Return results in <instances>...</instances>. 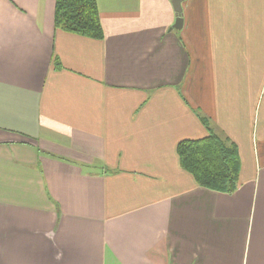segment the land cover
Here are the masks:
<instances>
[{
	"label": "crops",
	"instance_id": "obj_1",
	"mask_svg": "<svg viewBox=\"0 0 264 264\" xmlns=\"http://www.w3.org/2000/svg\"><path fill=\"white\" fill-rule=\"evenodd\" d=\"M96 1L100 40L0 0V264H264V0ZM198 114L230 193L180 166Z\"/></svg>",
	"mask_w": 264,
	"mask_h": 264
},
{
	"label": "trees",
	"instance_id": "obj_2",
	"mask_svg": "<svg viewBox=\"0 0 264 264\" xmlns=\"http://www.w3.org/2000/svg\"><path fill=\"white\" fill-rule=\"evenodd\" d=\"M53 22L56 29L98 40L103 37L96 0H55ZM198 115L207 133L177 143L180 166L198 185L230 193L238 184L240 160L237 146L213 130L205 116Z\"/></svg>",
	"mask_w": 264,
	"mask_h": 264
},
{
	"label": "water",
	"instance_id": "obj_3",
	"mask_svg": "<svg viewBox=\"0 0 264 264\" xmlns=\"http://www.w3.org/2000/svg\"><path fill=\"white\" fill-rule=\"evenodd\" d=\"M184 0H171L174 11L177 13L175 21L172 25L173 28L179 29L182 26V16H181V3Z\"/></svg>",
	"mask_w": 264,
	"mask_h": 264
}]
</instances>
